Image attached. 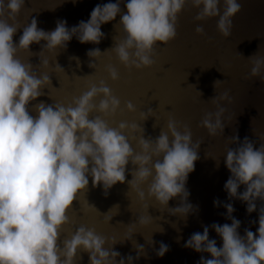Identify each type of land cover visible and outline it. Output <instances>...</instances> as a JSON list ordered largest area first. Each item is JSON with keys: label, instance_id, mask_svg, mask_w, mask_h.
I'll list each match as a JSON object with an SVG mask.
<instances>
[{"label": "clouds", "instance_id": "1", "mask_svg": "<svg viewBox=\"0 0 264 264\" xmlns=\"http://www.w3.org/2000/svg\"><path fill=\"white\" fill-rule=\"evenodd\" d=\"M186 4L199 9L194 17L196 22L219 17L216 31L223 39L230 36L232 20L242 8L238 0H127L119 24L114 25L124 38H113V47L105 52H111L125 70L151 68L154 46L167 45L175 39L177 18ZM23 8L24 0H0V264H74L78 250L89 254V264H115L120 255L112 250L116 242L98 235L94 228L81 225L63 241L62 247L58 246L61 229L69 224L67 212L77 194L87 189L91 177L92 186H102L107 196L114 185L125 182L126 166L131 162L134 168L128 185L136 202L143 205L147 195L162 211L169 200L179 197L180 205L167 210L186 221L197 211L187 203L190 193L185 185L199 159L200 142L193 143L189 126L172 118L155 139L145 138L141 124L121 121L115 127L109 126L108 121L120 109V100L104 79L89 82L87 91L73 98L71 104H35L32 110L36 116L31 115L30 103L44 95L43 89L51 85L48 74L38 76L33 71L35 67L49 68L44 54L58 55V50H65L73 37L80 44H99L105 38L101 25L114 21L121 13V0L97 4L86 22L82 20L71 28L65 20H58L54 30L45 31L32 18L23 27L18 43H14L13 36L20 29L16 19ZM195 33L203 36L204 28L197 26ZM41 41L45 43L35 54L40 58L39 65L18 58V53L34 55L29 47ZM86 55L96 61L101 52L93 48ZM71 59L80 66L78 58ZM248 60L249 78L259 77L264 82V56L256 53ZM88 66L96 67L92 62ZM57 70L64 72L58 64L54 71ZM105 71L112 82L119 79L111 64ZM219 82H214L215 89ZM97 97H102L98 104L94 103ZM209 102L215 111L205 113L198 127L215 138L223 134L232 119L222 123L226 109L220 105L232 101L225 91ZM124 111L133 114L136 108L127 102ZM150 116L151 108L141 112L139 119L142 123ZM156 126L155 123L153 127ZM259 139L264 141V136ZM238 140V136L231 137L230 143L237 146L226 151L225 167L230 177L224 190L230 201L246 204L249 215L257 210L256 202H261L258 229L253 233L246 228L242 237L238 232L241 222L232 216L235 209L231 203L224 204L226 219L231 223L210 226L221 238V247L209 239V226H204L203 232L193 233L184 243L186 249L210 254V259L202 255L198 264H264V143L255 148V142L247 137L242 142ZM145 184L146 193L142 190ZM241 185L245 190L238 194ZM219 205L220 201L214 200L213 206ZM111 218L105 223L109 224ZM150 218L140 216L135 224L145 228ZM129 231L125 240H130L134 233L131 226ZM106 241L108 248H104ZM152 243L151 240L148 244ZM133 245L137 259L146 255L143 245ZM168 250L169 246L161 242L156 256L162 258ZM127 260L132 264L131 256ZM119 264H125L124 259Z\"/></svg>", "mask_w": 264, "mask_h": 264}, {"label": "water", "instance_id": "2", "mask_svg": "<svg viewBox=\"0 0 264 264\" xmlns=\"http://www.w3.org/2000/svg\"><path fill=\"white\" fill-rule=\"evenodd\" d=\"M109 2L115 3L116 0H76L75 3L73 0H24V8L16 19L20 29L13 36V42L18 43L23 27L32 18L37 20L38 28L45 31L54 30L58 20H65L67 27L71 28L82 20L86 22L97 4ZM238 2L242 4L241 11L233 18L231 34L225 39L216 31L219 17L196 22L194 17L199 9L186 4L177 18L175 39L167 45L154 46V64L148 69L125 70L111 52H105L113 47V38L117 41L124 38L119 27L115 29L114 25L119 24L127 0H121V13L114 21L101 25L105 38L99 44H80L73 37L65 50H58V55L44 54L43 58L49 60V68L42 70L35 67L33 71L38 76L48 74L51 85L43 89L44 95L30 103L31 115L36 116L32 110L35 104H71L73 98H78L87 91L86 85L89 82L97 83L104 79L113 95L120 100V109L108 121L109 126L115 127L121 121L141 124L145 130V138L155 139L161 128L166 127L168 119L172 118L189 126L193 143L200 142L199 159L185 185L190 193L187 203L192 204L197 211L190 214L186 221L170 215L167 210L180 205L179 197L169 200L163 212L147 195L143 205L136 202L135 194L128 185V181L132 179L130 172L134 168L129 162L125 182L114 185L107 196L104 195L102 186H92V179L89 177L87 189L77 194L67 212L69 224L61 229L58 246L62 247L63 241L83 225L94 228L98 235L116 242L112 245V250L120 255L116 257L115 264H119L121 259L128 264L129 256L133 258L132 264H198L202 255L205 259H210V254L186 249L184 243L193 233L203 232L204 226H209V239L215 240L217 247H221V238L210 226L213 223H231L226 219V209L223 206L227 203H231L235 209L232 216L241 222L238 232L242 237L246 228L253 233L257 232L261 202H256L257 210L249 215L246 213V204L239 200L230 201L224 190V184L230 177L225 167L226 151L237 146L230 143V138L238 136L239 143L247 137L255 142V148L264 143L259 139L264 136V82L259 77L249 78L251 62L248 60L256 53L264 56V0ZM197 26L204 28L203 36L195 33ZM44 43L41 41L30 45L29 50L34 55L29 57L18 53V58L33 66L39 65L40 58L35 54L41 51ZM93 48H98L101 52L96 61L90 60L86 55ZM72 57L79 59V67ZM90 62L95 63V69L89 68ZM56 64L64 72H55ZM109 64L118 71L119 79L116 82L107 77L105 68ZM218 80L221 82L215 89L214 82ZM197 91L202 95L199 96ZM225 91L229 92L232 102L220 105L226 109L222 123H228L229 117L232 118L231 122L224 127L221 136L209 137L198 125L205 113L215 111L209 101ZM100 99L102 97H97L94 103L98 104ZM127 102L133 103L135 113L124 111ZM149 108L153 110V116L141 123L140 113L147 112ZM155 123L157 126L154 128ZM132 146L135 148V144ZM216 161L219 162L218 167ZM146 189L147 184L142 186L145 193ZM244 190L241 185L237 190L238 194ZM214 200H219L220 205L214 207ZM140 216L151 217L147 227L140 228L135 224ZM108 218L111 219L106 224L105 220ZM130 226L134 233L130 240H125L130 236ZM151 240L153 243L149 245ZM161 242L168 245L169 250L162 258H158L156 252ZM133 244L143 245L146 255L141 254L137 259ZM108 247L106 241L104 248ZM74 264H89V254L78 250Z\"/></svg>", "mask_w": 264, "mask_h": 264}]
</instances>
